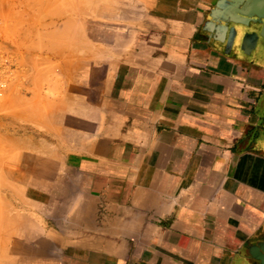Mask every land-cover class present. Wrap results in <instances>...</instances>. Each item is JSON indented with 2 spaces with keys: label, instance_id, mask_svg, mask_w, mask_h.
<instances>
[{
  "label": "crops",
  "instance_id": "0c3cea01",
  "mask_svg": "<svg viewBox=\"0 0 264 264\" xmlns=\"http://www.w3.org/2000/svg\"><path fill=\"white\" fill-rule=\"evenodd\" d=\"M148 8L112 66L68 74L49 117L0 119V264H262L264 0ZM242 10L262 17L231 41L222 22Z\"/></svg>",
  "mask_w": 264,
  "mask_h": 264
},
{
  "label": "rangeland",
  "instance_id": "374dc122",
  "mask_svg": "<svg viewBox=\"0 0 264 264\" xmlns=\"http://www.w3.org/2000/svg\"><path fill=\"white\" fill-rule=\"evenodd\" d=\"M150 2L0 0V45L12 53L20 69L0 101V119L34 113L38 107L44 109L39 117H49L68 74L85 68L97 74L112 66L116 53L130 46V34L146 21ZM10 167L0 141V193L4 179H10ZM2 222L0 199V229Z\"/></svg>",
  "mask_w": 264,
  "mask_h": 264
},
{
  "label": "built area",
  "instance_id": "2783aa9c",
  "mask_svg": "<svg viewBox=\"0 0 264 264\" xmlns=\"http://www.w3.org/2000/svg\"><path fill=\"white\" fill-rule=\"evenodd\" d=\"M19 71L12 53L0 45V101L7 95L9 86Z\"/></svg>",
  "mask_w": 264,
  "mask_h": 264
},
{
  "label": "water",
  "instance_id": "95a60500",
  "mask_svg": "<svg viewBox=\"0 0 264 264\" xmlns=\"http://www.w3.org/2000/svg\"><path fill=\"white\" fill-rule=\"evenodd\" d=\"M241 14V18L236 17L234 14L230 13L229 16H225L224 20L222 22V31H223V35H229L231 41H234L235 36H237L238 30H237V26L238 27H249V21L250 19H252L254 16L256 17H262V15H260L257 12H246L245 10L240 12ZM249 20V21H248ZM254 21V20H253ZM254 258L257 261H260L262 264H264V256L261 254L258 255H254Z\"/></svg>",
  "mask_w": 264,
  "mask_h": 264
},
{
  "label": "bare ground",
  "instance_id": "6f19581e",
  "mask_svg": "<svg viewBox=\"0 0 264 264\" xmlns=\"http://www.w3.org/2000/svg\"><path fill=\"white\" fill-rule=\"evenodd\" d=\"M91 3V2H90Z\"/></svg>",
  "mask_w": 264,
  "mask_h": 264
}]
</instances>
